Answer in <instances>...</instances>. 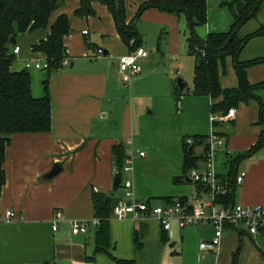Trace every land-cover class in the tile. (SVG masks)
<instances>
[{
    "label": "crops",
    "instance_id": "1",
    "mask_svg": "<svg viewBox=\"0 0 264 264\" xmlns=\"http://www.w3.org/2000/svg\"><path fill=\"white\" fill-rule=\"evenodd\" d=\"M148 1L151 0H125L128 24ZM79 4L80 0H63L54 16L67 13L74 28L65 39L69 63L54 71L29 70L35 97L46 94L47 84L52 128L43 133H18L7 145L0 214L14 210L19 219L0 222V264H116L112 257L140 263L139 256L151 237H159L162 243H175L179 236L185 238L183 232L187 228L197 227L182 228L173 221L171 229L165 231L156 220L137 227L130 219H112L108 253L95 251L98 225L92 224L83 233L73 232V221L95 218V195L113 192L115 144L125 145L128 158L121 179L133 183L138 200L150 199L154 203L156 199L164 202L168 197H186L191 203H215L209 185L194 181L190 172L185 177L184 143L194 144L195 138L207 137L217 129L225 140L217 159L221 156L218 171L224 176L246 172L243 183L235 188L234 203L264 206V146L255 148L264 130L259 116L264 87L255 90L257 97L241 103L233 117L212 114L213 99L193 93L194 76L189 82L186 80L184 91L178 86L177 77L182 73L187 49L191 55L189 37L186 44V14L156 7L145 9L135 19L140 45L149 52L148 43L153 50L140 59L141 71L125 84L118 60L135 49L123 41L106 5L96 1L94 16L78 17L74 11ZM263 27L264 1L239 35L243 38ZM92 31L96 37L91 36ZM47 33L48 29L25 33L35 34L27 48L17 40L21 52L12 65L14 71L25 69L29 58L42 57L33 52L32 45ZM149 33L158 37L156 44ZM98 49L105 51L103 56L95 57ZM261 57L264 34L249 41L240 61ZM247 73L251 84L264 83V63L248 67ZM221 83L223 87L238 85L232 58L227 60ZM214 122L219 123L218 127ZM205 149L204 145L195 148L200 170L205 169ZM56 164L62 167L59 174L44 178ZM177 177L179 182H175ZM187 182L197 186L194 198H190ZM115 192L120 198L123 186ZM58 212L64 218L54 230ZM198 225H203L204 230L207 225L213 228L210 240L215 232L213 224ZM137 234L143 242L140 250L135 246ZM239 248L237 264H264V235L250 234L244 224L236 229L226 228L219 249L200 251L203 255L208 251L216 254V264H233Z\"/></svg>",
    "mask_w": 264,
    "mask_h": 264
},
{
    "label": "trees",
    "instance_id": "2",
    "mask_svg": "<svg viewBox=\"0 0 264 264\" xmlns=\"http://www.w3.org/2000/svg\"><path fill=\"white\" fill-rule=\"evenodd\" d=\"M96 1L108 7L118 32L123 41L131 46V50L141 46L135 28V19L145 9L156 7L167 11L185 13L190 31L189 52L196 60L193 93L208 95L213 99L212 114L226 115L229 109L237 108L241 103L257 97L255 90L264 87V83L251 84L247 73L248 67L264 63V57L248 62L240 61L243 49L253 37L264 34V27L243 38L239 35L240 29L258 14L264 0H227L226 4L233 16V23L229 31L209 33L206 40L199 38L197 26L207 22V0H151L141 5L135 19L129 24L126 22L125 0H80L74 14L78 17L94 16L96 14L94 2ZM62 2L63 0H0V193L6 179L5 152L11 137L18 133L49 132L52 128V103L47 84L46 94L43 97L33 95L30 71L26 68L14 71L12 68L17 55L13 52L16 44H12L11 39H17L20 33L25 34L48 29L46 37L33 44L32 50L35 54L47 59L49 62L47 70L60 69L63 61L68 58L65 39L74 32L67 13H61L53 18V14L59 10ZM133 39L135 43L131 44ZM228 58H232L236 70L238 79L236 87H223L221 83V74L226 71ZM259 116L264 127L263 101H260ZM214 123L218 127L219 123ZM216 131L223 136L219 130L216 129ZM206 138L197 137L194 139V144L184 143L185 177L189 175L192 168L197 167L199 159L195 154V148L198 145H204L206 148ZM260 146H264V130L255 148ZM127 158L125 145L122 143L115 144L113 146V161L116 177H123ZM236 176L237 174L227 175L229 180L227 191L217 194L215 203H221L225 207L235 204ZM179 181L178 177L175 178V182ZM123 184L124 181L119 184L118 189ZM115 199H118L116 192L107 195L96 194L94 197V215L100 220L97 229L96 252H109L112 203ZM175 199L188 201L186 197H168L164 199V202H171ZM147 201L151 203L152 200ZM163 240L166 241L165 238ZM135 246L137 250L143 248V242L138 234L135 237ZM239 251L240 248L234 254L233 264H237ZM112 258L116 264H139L134 259Z\"/></svg>",
    "mask_w": 264,
    "mask_h": 264
},
{
    "label": "built area",
    "instance_id": "3",
    "mask_svg": "<svg viewBox=\"0 0 264 264\" xmlns=\"http://www.w3.org/2000/svg\"><path fill=\"white\" fill-rule=\"evenodd\" d=\"M88 33V30H85ZM134 43V39L131 41ZM13 52L18 55L21 52V47L15 45ZM105 51L98 49L95 57L103 56ZM149 55L148 50L139 46L134 51L120 56L118 60V69L121 72L123 82L125 84L131 81L133 75L141 70L140 59ZM69 59L66 58L63 64H68ZM25 68L47 70L49 62L44 57L29 58L25 62ZM236 108L229 109L224 118L228 119L234 116ZM225 145V140L214 130L206 138L205 149V169L200 170L195 167L190 171V177L199 183L209 185L212 189L213 199L217 194L226 193L229 180L227 176L222 175L218 171L217 159L219 151ZM145 155V153H141ZM128 166L125 167L127 169ZM246 177V172L242 171L236 176V184L243 183ZM124 193L118 198L117 205L113 208L112 219L134 221L139 227L142 222L156 220L165 231L172 227L173 221H177L183 228L190 225H198L202 223H211L215 228L213 237L208 241H202L200 248L203 251L209 249H219L223 240L224 231L226 228L236 229L241 224L246 225L250 234L264 235V206L262 205H245L233 204L229 207H215V203L196 201H181L175 199L171 202H163V204L149 203L147 200H138L135 196L133 183L129 180L123 184ZM207 207L210 208L207 210ZM62 212H58L53 221V229L58 228V224L63 220ZM19 217L14 210H7L0 214V222L18 220ZM98 218L90 220H75L73 224V232L75 234L83 233L94 224H99Z\"/></svg>",
    "mask_w": 264,
    "mask_h": 264
},
{
    "label": "rangeland",
    "instance_id": "4",
    "mask_svg": "<svg viewBox=\"0 0 264 264\" xmlns=\"http://www.w3.org/2000/svg\"><path fill=\"white\" fill-rule=\"evenodd\" d=\"M226 2L227 0H207V22L197 26V33L200 39L206 40L209 33L229 31L231 26L230 21L232 20V17L230 15L231 12ZM59 11L60 10H57L53 14V18L56 14H58ZM185 19L187 23V44V39L190 36V31L188 27V18L186 16ZM96 35L97 34L93 31L91 32V36L96 37ZM152 35V40H154V43L156 44L158 37L155 35L153 37ZM34 36L35 34L30 35L20 33L17 36V40L21 45L27 48V46H29L30 44L28 43L30 42L29 40L34 38ZM95 41L97 42V40ZM145 41H148V39ZM97 43L100 44V42ZM145 44L147 45V48L151 53L153 49H151L148 43ZM182 66L183 70L181 71L182 73L178 75L177 81L178 78L181 77L185 82L186 80H188L189 82L194 76L195 57L188 53V49L186 50L184 59L182 60ZM119 111H123V109L120 108ZM220 160L221 156L219 157V160H217V164L221 165ZM186 185H188L190 198H194L197 192L196 184L187 182ZM154 204H163V201L160 199H156L154 200ZM195 226L197 227L190 229L187 228V230H185L186 232H183L185 238L182 239V237L179 236L176 239L175 243H162L159 237L158 239L156 237H151L148 241H146L142 254L141 256H139V264H216V254L208 251L205 255H203L199 248L201 241H203L204 239L209 240V237L213 232V228L210 225H207V230H204L203 225ZM188 231L190 232L188 233Z\"/></svg>",
    "mask_w": 264,
    "mask_h": 264
},
{
    "label": "water",
    "instance_id": "5",
    "mask_svg": "<svg viewBox=\"0 0 264 264\" xmlns=\"http://www.w3.org/2000/svg\"><path fill=\"white\" fill-rule=\"evenodd\" d=\"M11 42H12V44H17V39L16 38H12L11 39ZM177 82H178L179 88L182 91H184L185 90V87H186V82L184 81V79L180 77V78H178V81ZM61 169H62L61 165L56 164L51 171H49L47 174H45L44 178L51 179V178L55 177L56 175L59 174V172L61 171ZM121 181H122L121 177H116L115 178V180H114V186H113V192H115L118 189L119 184L121 183ZM117 203H118V200L115 199L113 201V203H112V207L114 208L117 205Z\"/></svg>",
    "mask_w": 264,
    "mask_h": 264
}]
</instances>
